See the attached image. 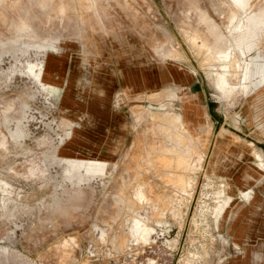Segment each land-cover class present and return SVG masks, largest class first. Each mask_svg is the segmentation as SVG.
Listing matches in <instances>:
<instances>
[{"label": "rangeland", "instance_id": "374dc122", "mask_svg": "<svg viewBox=\"0 0 264 264\" xmlns=\"http://www.w3.org/2000/svg\"><path fill=\"white\" fill-rule=\"evenodd\" d=\"M259 55L264 0H0V264H237Z\"/></svg>", "mask_w": 264, "mask_h": 264}, {"label": "bare ground", "instance_id": "6f19581e", "mask_svg": "<svg viewBox=\"0 0 264 264\" xmlns=\"http://www.w3.org/2000/svg\"><path fill=\"white\" fill-rule=\"evenodd\" d=\"M260 61V56H257L253 62ZM246 74L254 76L252 70L251 73L247 72ZM123 75L126 77L125 73H123ZM257 77L258 80L257 83H255L257 85L256 87L254 86L257 95L253 101V107L257 111L255 120L259 123V128L261 129L262 134H264V73L261 76L259 73ZM169 166L172 167V165ZM157 185L158 188L155 189H160L161 191V188H163L162 191L164 190L165 185L164 187L162 184ZM140 189L145 190V186H142ZM160 191L157 192L162 193ZM164 191L163 193H165ZM168 194H170V192H168ZM251 198L252 197L249 198V202L253 201L250 200ZM249 202L247 204H243L241 207H238L237 211L233 212V223L240 221V236L244 244V252L237 264H264V181L257 182V197L256 200L253 201V207L251 209H248Z\"/></svg>", "mask_w": 264, "mask_h": 264}, {"label": "flooded vegetation", "instance_id": "af4514ba", "mask_svg": "<svg viewBox=\"0 0 264 264\" xmlns=\"http://www.w3.org/2000/svg\"><path fill=\"white\" fill-rule=\"evenodd\" d=\"M236 1L242 8H246L248 6L250 0H236ZM259 26H260L259 23H255L254 24L255 29L253 31L257 30V28H259ZM260 59H261V56H260ZM251 70L253 71V75L256 78L255 83H257L258 74L260 73V76H261L264 73V61L261 59L260 62H253V66H252ZM255 83H254V86L256 87L257 84H255ZM255 98H256V96H255ZM255 98H254V100H255ZM81 140H82V143L84 144L83 149L86 153L88 150H90L92 148L91 141H90L88 136L84 137ZM96 149L97 148H94V150H96ZM84 160L89 161V159L86 158V155H85ZM85 166H86V171H88L89 165H85ZM142 186H144V185L139 183V182H138V184H135L133 186V188H134L133 194L135 195V197L137 198L138 201H146V200L152 201L151 196L146 192V187H145V190L140 189ZM154 206L158 207L157 201H154ZM151 207H152L151 205H147L146 210L149 211L151 209ZM154 231H155V229L153 227H151V225L148 223V221L145 217H134L132 219V233L134 236L133 239H135V240L141 239L143 241H148V240L150 241L153 237L152 234L154 233Z\"/></svg>", "mask_w": 264, "mask_h": 264}, {"label": "crops", "instance_id": "0c3cea01", "mask_svg": "<svg viewBox=\"0 0 264 264\" xmlns=\"http://www.w3.org/2000/svg\"><path fill=\"white\" fill-rule=\"evenodd\" d=\"M255 32H256V30L255 31H252V34H250L249 36L253 35Z\"/></svg>", "mask_w": 264, "mask_h": 264}]
</instances>
